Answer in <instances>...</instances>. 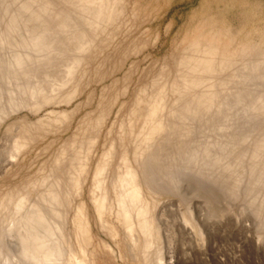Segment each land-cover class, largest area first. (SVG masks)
<instances>
[{
	"label": "bare ground",
	"instance_id": "bare-ground-1",
	"mask_svg": "<svg viewBox=\"0 0 264 264\" xmlns=\"http://www.w3.org/2000/svg\"><path fill=\"white\" fill-rule=\"evenodd\" d=\"M123 8L122 0H0V128L24 108L36 114L53 104L70 106L81 91L82 80L78 75L85 74L92 56L108 45L107 32L118 22ZM60 58L63 68L57 70ZM232 60L214 43L196 42L176 52L173 65L165 64L158 76L139 89L129 115L120 126L118 141L97 161L89 189L90 200L101 228L109 227L112 231L113 226L105 216L108 212L116 214L134 260L144 253L149 264H163L165 260L162 249L157 247L160 235L154 220L143 206L145 187L150 193H157L154 177L158 158L164 155L161 152H167L172 143L188 152L187 143L196 127L207 124V115L221 113L226 119L230 115L223 113L225 108L236 110L242 106V79L257 77L264 81V67L259 63L254 65L255 58L242 60L244 64L238 66ZM244 109L250 116L264 117V93ZM75 115L76 111L56 109L34 122L24 119L20 133L12 140V159L37 141L42 130L44 134L56 131L64 119ZM102 124V117L92 122L97 128ZM253 132H256L254 126L238 139V131L234 129V137L224 145L234 161L239 159L235 163H242L240 153L244 149L252 150ZM99 135L75 138L61 148L52 173L41 186L43 191L30 207L31 199L24 197L13 205L10 199L15 200V196L0 204V239L6 237L5 225L13 221L27 262L93 264L97 250L90 251L94 243L91 219L88 205L81 198L93 170L92 158ZM130 138L132 149L125 150L117 162L119 149ZM256 151L250 163L261 185L255 186L253 192L262 197L264 141ZM203 157H210L207 146ZM204 165L205 162L201 166ZM231 165L228 159H222L216 174L232 172ZM234 179L238 183L240 175ZM12 205L15 210L11 214Z\"/></svg>",
	"mask_w": 264,
	"mask_h": 264
},
{
	"label": "rangeland",
	"instance_id": "rangeland-1",
	"mask_svg": "<svg viewBox=\"0 0 264 264\" xmlns=\"http://www.w3.org/2000/svg\"><path fill=\"white\" fill-rule=\"evenodd\" d=\"M122 1V15L107 32L108 45L92 56L85 74L78 75L82 86L74 102L70 106L49 105L36 114L24 108L0 128V204L15 196V200L10 199L13 203L22 197L31 199L28 207L43 191L41 186L52 173L61 148L75 138L81 140L100 133L92 158L93 170L81 198L88 205L91 219L94 243L90 251L97 250L93 264H149L145 253L134 260L115 213L105 216L112 231L109 227L101 228L89 197L97 161L118 141L120 126L139 89L158 76L165 64L173 65L176 52L196 42L216 44L236 66L243 65L242 60L255 58L254 65L264 67V0ZM62 60L59 59L57 70H62ZM241 84L242 106L236 110L225 108L223 113L230 115L226 119L221 113L207 115V124L196 127L187 143L188 152L181 150L180 145L170 144L157 161V193L144 189L143 206L148 208L160 235L157 247L162 249L163 264H264V195L258 197L253 192L261 180L250 163L264 141V117L250 116L244 109L264 93V81L253 77L242 79ZM56 109L76 111V115L64 119L56 131L44 134L42 130L37 141L12 159V140L20 133L22 121H37ZM99 117L103 124L93 127L92 122ZM253 126L256 132L250 135L252 150L244 149L240 153L242 163H235L239 159L234 161L224 145L234 137V129L239 139ZM132 143L130 138L119 149L117 162L125 150L132 149ZM206 146L210 152L208 159L203 157ZM222 159L232 163V172L216 174ZM237 174L241 179L238 183L234 179ZM11 208L12 214L15 206ZM11 223L5 225V241L0 239V264L11 260L13 264H38L23 259L22 240L18 230L14 231L16 225Z\"/></svg>",
	"mask_w": 264,
	"mask_h": 264
}]
</instances>
